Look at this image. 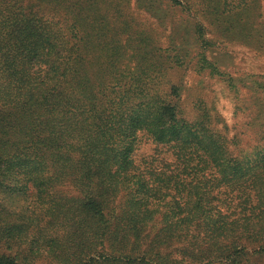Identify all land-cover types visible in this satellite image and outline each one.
<instances>
[{
  "label": "trees",
  "instance_id": "1",
  "mask_svg": "<svg viewBox=\"0 0 264 264\" xmlns=\"http://www.w3.org/2000/svg\"><path fill=\"white\" fill-rule=\"evenodd\" d=\"M248 6L0 0V264H264V81L207 33L248 36ZM187 72L253 94L250 148L188 117Z\"/></svg>",
  "mask_w": 264,
  "mask_h": 264
},
{
  "label": "rangeland",
  "instance_id": "2",
  "mask_svg": "<svg viewBox=\"0 0 264 264\" xmlns=\"http://www.w3.org/2000/svg\"><path fill=\"white\" fill-rule=\"evenodd\" d=\"M248 1L249 6L242 15L243 20L248 21V36L246 33L245 36L239 35L242 32L240 28H236L235 34L225 31L218 22L207 23V33L214 39L213 55L220 60L223 69L234 76L245 79L255 76L264 81V0ZM178 83L181 85L182 105L189 118H194L197 112L193 102L200 99L213 103L215 112L220 116V121L215 124L218 130L225 133V125L232 126L229 136H237L238 145L232 149L251 147L259 136L255 117L259 108L258 103L250 98L253 94L249 90L242 88L236 101L247 108L246 112L238 110V115H234L236 102L233 94L218 79L187 72L182 74Z\"/></svg>",
  "mask_w": 264,
  "mask_h": 264
}]
</instances>
